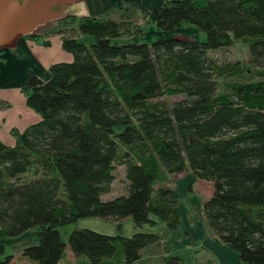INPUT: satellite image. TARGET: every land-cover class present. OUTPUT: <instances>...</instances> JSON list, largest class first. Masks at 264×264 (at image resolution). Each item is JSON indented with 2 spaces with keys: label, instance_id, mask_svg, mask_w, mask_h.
Instances as JSON below:
<instances>
[{
  "label": "trees",
  "instance_id": "trees-1",
  "mask_svg": "<svg viewBox=\"0 0 264 264\" xmlns=\"http://www.w3.org/2000/svg\"><path fill=\"white\" fill-rule=\"evenodd\" d=\"M185 26L192 38H143L149 28ZM48 33L60 35L72 60L50 65L47 80L25 79V104L39 120L11 130L14 146L0 141V239L38 228V241L16 258L0 244V264H58L67 246L86 264L164 252L163 233L182 231L178 193L164 183L186 171L212 185L197 210L206 237L240 262L264 264V0L113 5L97 17H62ZM237 41L248 48L247 66L210 55ZM116 165L126 194L103 200ZM83 218L117 221V230L129 218L135 232L98 233L79 227ZM69 224L65 244L58 228ZM167 251L159 264L186 262Z\"/></svg>",
  "mask_w": 264,
  "mask_h": 264
},
{
  "label": "crops",
  "instance_id": "crops-1",
  "mask_svg": "<svg viewBox=\"0 0 264 264\" xmlns=\"http://www.w3.org/2000/svg\"><path fill=\"white\" fill-rule=\"evenodd\" d=\"M44 1L0 0V102L8 104L7 108L0 109V141L7 146L15 144V138L11 134L12 129L22 131L28 125L39 120V115L25 104V95L21 91L25 79L29 75H35L42 80H47L50 65L72 60V56L61 47L60 35L54 33L44 35L47 29L55 27L57 21L67 15L97 17L102 11L113 5L118 8L150 9L160 4L162 0H73L80 6V10H75L76 13L71 11L65 13L66 10L61 13L59 8L48 10ZM192 31L191 27L185 26L179 32L193 35ZM155 33L158 37H173L177 36L175 34L178 31L174 30V32L166 34ZM189 38L192 37L189 36ZM185 174L192 175L190 172ZM174 177V175H170L169 179L177 180ZM171 181H166L164 185L174 188L170 185ZM188 181L190 183L186 185V196L192 200L195 197L194 191H196L192 185L195 177ZM186 182L182 185H185ZM202 202L203 200H200V206ZM159 226L161 229L163 228L162 224ZM37 233L38 228H33L13 238H1L0 244L3 246L4 253L8 245L14 244L12 252L8 255L16 258L24 247L37 243ZM209 245L213 246L211 249L219 250L220 246L212 242ZM173 247L174 245L171 252L178 254ZM215 252L216 254L223 253V257L229 258L232 264H242L237 260L236 254L227 248L220 247V250ZM180 256L182 255L180 254ZM10 264H22V261L13 260ZM58 264H86V262L82 257H77L70 250L65 249V258Z\"/></svg>",
  "mask_w": 264,
  "mask_h": 264
},
{
  "label": "rangeland",
  "instance_id": "rangeland-1",
  "mask_svg": "<svg viewBox=\"0 0 264 264\" xmlns=\"http://www.w3.org/2000/svg\"><path fill=\"white\" fill-rule=\"evenodd\" d=\"M199 5H205L206 0H194ZM45 3V4H44ZM45 7H47L48 10H54L55 8H59V12L65 11V13L71 11L75 12L80 10V6L77 5L73 0L70 2V0H45L44 1ZM64 13V12H61ZM76 13V12H75ZM130 20L136 21L137 18H129ZM136 22L142 23L141 17L139 16V20ZM151 27V26H150ZM182 30V29H180ZM179 30V31H180ZM176 33L177 37L181 38H189V36L192 37L191 34L185 35L182 32ZM158 36L154 32V29L149 28L148 31L145 32L143 38L146 41H150L151 39L157 38ZM172 37V36H171ZM166 37V38H171ZM200 39H203L202 36H199ZM210 55H212L215 59H217L218 62H238L245 66L248 64V48L247 46L242 43L241 41H237L236 44L229 48H220L214 51L210 52ZM180 96H172L168 97L169 101H174L176 99H179ZM162 97L157 98L156 100H161ZM12 134V133H11ZM13 136V135H12ZM186 171L185 173H187ZM185 173L179 174H173L175 179L171 181L170 185H172L179 196V203L178 208L181 215V230L177 234L170 235V238L166 235V233H163L164 239L160 242L159 249L163 250L164 252L154 251L153 249L147 252H143L142 259L138 263L135 264H159V259L162 257V255H165L169 252V246L170 249L174 245L173 249L178 254L180 253L182 257L185 259L184 264H232L231 260L227 257H223V253L219 252L216 254L215 251L219 250H213V246H210L209 244L212 242L215 245H218L214 239H208L206 237V229L204 227V223H202L201 218H199L197 214V210L200 208V200L206 199L211 191H212V185L211 183L202 180V179H196L192 183V185L195 187V197L191 200L188 196H186V188L187 183H190L188 180H191L194 178L192 175L188 176ZM168 181V180H167ZM188 181V182H186ZM186 182L185 185H182V183ZM126 194V179H125V170L123 166L116 165L114 170V180L111 184L110 190L108 193L103 194L101 198L103 200L111 199L112 197L118 196V195H125ZM204 199H203V198ZM195 215V217H194ZM191 217V221H189V217ZM117 221L110 220V219H101V218H83L79 219L77 221V225L79 227H84L88 229H92L94 231H97L98 233L106 234V235H115L117 231L120 235L123 237H130L132 233H134V228L132 221L129 218H126L121 221L120 223V229L117 230L116 223ZM73 225H65L58 228V232L60 235L61 240L63 243L66 244L68 235L70 231L72 230ZM161 230V227L158 225L155 228H150L148 226H143L140 230L141 232H155ZM171 238L173 240H171ZM170 240L173 241L170 245ZM14 244H10L7 246L6 251L4 255H8L12 252V246ZM225 248V247H223ZM66 250H69L68 246L66 247ZM195 250V251H194ZM230 250L231 249H227ZM232 252H234L232 250ZM235 253V252H234ZM179 254V255H180ZM236 254V253H235ZM4 255H0V260L3 259ZM236 259V258H235ZM238 260V258H237ZM115 262V260H114ZM114 262H111L113 264ZM240 262V261H239ZM242 264H248L243 263Z\"/></svg>",
  "mask_w": 264,
  "mask_h": 264
}]
</instances>
